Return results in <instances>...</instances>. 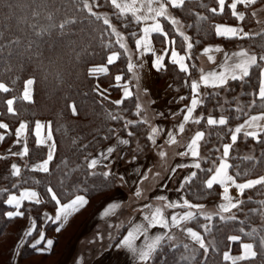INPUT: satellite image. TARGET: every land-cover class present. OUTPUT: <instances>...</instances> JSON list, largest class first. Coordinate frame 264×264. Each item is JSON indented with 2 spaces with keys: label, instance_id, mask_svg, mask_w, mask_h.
<instances>
[{
  "label": "trees",
  "instance_id": "trees-1",
  "mask_svg": "<svg viewBox=\"0 0 264 264\" xmlns=\"http://www.w3.org/2000/svg\"><path fill=\"white\" fill-rule=\"evenodd\" d=\"M230 1L226 0L221 11L217 0L186 1L170 9L192 43L188 61L190 74L195 72L194 53L205 43L219 42L225 49L246 48L256 55L244 79L204 92L203 102L198 107L201 114L198 125L203 130L201 165L184 188L188 199L196 203L219 197L218 187L206 188L204 180L219 161V151L229 140L233 126L252 113L264 111V98L259 99L256 94L260 56L264 54V25L256 36L242 39L216 36V23H236L228 6ZM262 3L264 0L237 5L244 13L241 23L245 29L254 25L252 11ZM139 25V20L116 9L110 0H0L1 145L5 147L14 140L15 128L21 122L26 123L28 145L18 175L14 174L12 158L0 157V264L11 263L29 215L36 218V234L42 210L56 207L51 192L59 203L83 194L87 199L83 211L56 232L51 251L42 255L58 262L75 234L69 237L63 252L58 250L61 238L75 226L78 229L117 186L114 172L104 166L92 167L90 157L114 144L118 137H125L129 143L123 162L146 147L143 143L148 141L145 123H149L143 120L134 98L115 105L107 98L109 94H101L98 89L102 85L109 89L115 75L127 77ZM162 25L175 47L184 51L183 38L174 25L168 19H163ZM112 52L118 53L117 61L107 66L106 74L95 76L93 69L106 65ZM166 73L172 76L175 85L182 84L183 74L168 63L161 75ZM28 80L32 81V92L26 100L22 92ZM212 114L223 115L225 123L206 127L204 120ZM37 119L49 121L56 146L47 173L28 170L31 162L45 155V148L36 144L33 134ZM228 162L229 172L237 182L252 178H262V182L244 190L232 216L214 217L207 226L206 220L199 216L190 221L189 225L202 235L206 251L185 242L166 241L155 251L149 264H228L222 257L231 236L251 242L256 252L253 260L239 264H264V133L257 141L239 138ZM25 186L36 189L42 202L25 204L20 216L8 217L11 209L5 204L7 195ZM118 218L113 227V242L125 228V222L120 224V213ZM119 226L120 231L116 232ZM53 230V225H47L46 236ZM37 256L41 255L25 246L23 261H33Z\"/></svg>",
  "mask_w": 264,
  "mask_h": 264
},
{
  "label": "crops",
  "instance_id": "crops-1",
  "mask_svg": "<svg viewBox=\"0 0 264 264\" xmlns=\"http://www.w3.org/2000/svg\"><path fill=\"white\" fill-rule=\"evenodd\" d=\"M110 1L119 11L132 14L140 25L133 41L127 77L115 75L109 86L110 90L108 86L103 89L115 105L134 98L143 120L149 123H145L148 141L143 142L146 147L142 145L141 153L124 163L122 155L128 149L125 137H118L114 144L91 156L89 164L92 167L104 166L114 172L117 186L79 226L61 259L46 264H149L155 251L166 241L172 244L185 242L206 251L202 235L189 225L190 221L199 216L206 220L204 224L207 226L214 217L224 219L232 216L244 190L262 182V178L237 182L229 172L228 162L230 152L239 138L257 141L264 133V111H259L233 126L229 140L219 151V161L204 180L206 188L218 187V199L192 202L184 189L201 165L200 143L203 130L198 125L201 119L198 107L203 102L204 92L206 89L224 87L233 80L244 79L256 61V55L246 48L225 49L219 42L205 43L194 53L196 66L192 75L188 62L192 43L184 33L183 25L171 14L170 9L180 7L186 1L197 0ZM254 1L231 0L228 6L236 23H216V36L242 39L261 33L264 3L253 9L254 25L248 29L241 23L243 11L237 8L238 4L245 5ZM217 2L221 11L226 0ZM163 19H168L182 36L184 51L177 49L174 40L165 33ZM117 59L118 53H110L106 65L94 68L92 73L95 76L106 74L107 66L114 64ZM260 61V81L256 94L257 98L262 99L264 54L260 56ZM167 63L183 74L181 85H175L170 74L161 75ZM224 123L225 117L220 114L208 115L204 120L206 127L221 126ZM33 134L36 144L45 148V155L43 159L31 162L28 170L47 173L56 150L49 121L35 120ZM22 138L24 139V134ZM26 153L24 145L21 151L12 149L8 155H16L24 160ZM20 163L19 160L16 168H13L15 175L20 173ZM158 166L163 168L159 170ZM150 183L151 187L146 191L144 185L149 187ZM50 194L56 207L42 210L36 234V218L29 215L10 264H44L42 261L46 258L42 255L51 251L56 232L65 227L75 214L81 213L87 203L83 194H76L63 203H59L52 192ZM41 202L36 189L25 186L7 195L5 204L11 209L7 216H20L22 206ZM125 206H132L130 212L125 211ZM119 213L121 219L124 215L127 218L119 238L114 242L108 241L105 248L91 253L92 245L103 243L108 229L112 232ZM50 224L55 230L46 236V226ZM229 243V247L223 252L224 262L239 264L255 258L256 252L251 242L240 241L238 236H231ZM26 245L41 256L33 261H23L22 254Z\"/></svg>",
  "mask_w": 264,
  "mask_h": 264
},
{
  "label": "rangeland",
  "instance_id": "rangeland-1",
  "mask_svg": "<svg viewBox=\"0 0 264 264\" xmlns=\"http://www.w3.org/2000/svg\"><path fill=\"white\" fill-rule=\"evenodd\" d=\"M115 33H116V31H115ZM112 53H117V52H112ZM101 84V83H100ZM103 87L105 88V86L104 85H102V86H98V89H99V92L102 94V93H105L106 94V91L103 89ZM31 92H32V81H30V80H28L26 83H25V87H24V90H23V92H22V96L24 97V99H26V100H29L30 99V97H31ZM108 98V97H107ZM122 103V102H121ZM34 127V126H33ZM26 131H27V129H26V123H24V122H21L16 128H15V138H14V140H12L7 146H5V147H3L1 144H2V132L0 131V156L2 155V157H5V156H9V157H11L12 158V163L14 164V166H13V168L15 169L16 167V165L15 164H17L18 165V162H19V160L20 161H22L21 159H19L16 155L15 156H12V155H8V154H10V152H11V150L12 149H14V150H17V151H21L22 150V148H23V146L25 145V147L27 148V150H28V145H27V138H26ZM23 134H24V139L22 138L23 137ZM21 137H20V136ZM20 137V138H19ZM128 140V139H127ZM131 144V143H130ZM128 145H129V143H128ZM132 146V145H131ZM133 148V147H132ZM136 149L135 148H133V151H135ZM133 151L131 152V154H134L133 153ZM127 151H124V153H123V157H122V162H123V158H124V156H125V153H126ZM95 154V153H94ZM93 154V155H94ZM92 155V156H93ZM91 158V157H90ZM19 159V160H18ZM90 160V159H89ZM18 161V162H17ZM124 163V162H123ZM90 165V164H89ZM163 168V166H158V169L159 170H161ZM20 170H21V167H20ZM151 184L152 183H150V186L148 187L147 185L145 186L144 185V188L146 189V191H148L149 189H150V187H151ZM132 208V206H125V211L128 213V212H130V209ZM126 216L124 215L123 217H122V219H121V222H120V224H122L124 221H126ZM113 230V236H112V232H111V230H109L108 229V231H107V234L105 235V239H104V242L103 243H95L94 245H92V251H91V253L92 252H94V251H97L98 249L99 250H101V249H103V248H105L106 246H107V242L109 241V242H111L112 240H113V238L115 237V230H114V228L112 229ZM77 231V226H75V228L71 231V233L69 232V233H67L65 236H63L62 238H61V240H60V244L58 245V250L59 251H61V252H63L64 251V247L65 246H67V243H68V239H69V237L71 236V235H73V234H75V232ZM119 232L120 231V226H119V228L116 230V232ZM111 232V233H110ZM109 235H111V236H109ZM90 254V253H89ZM88 257H89V255H88ZM44 264H46V263H49V262H52V260H47V259H45V260H43L42 261ZM85 262V261H84Z\"/></svg>",
  "mask_w": 264,
  "mask_h": 264
}]
</instances>
